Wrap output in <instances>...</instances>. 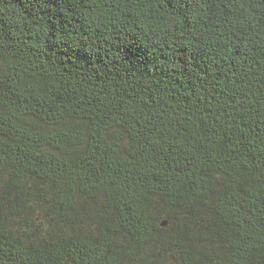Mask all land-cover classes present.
<instances>
[{"label":"trees","instance_id":"16d2710c","mask_svg":"<svg viewBox=\"0 0 264 264\" xmlns=\"http://www.w3.org/2000/svg\"><path fill=\"white\" fill-rule=\"evenodd\" d=\"M0 264H264V0H0Z\"/></svg>","mask_w":264,"mask_h":264}]
</instances>
